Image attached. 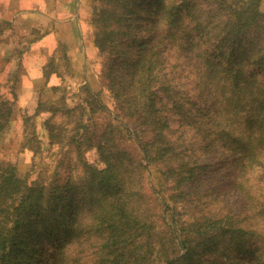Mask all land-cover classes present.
Wrapping results in <instances>:
<instances>
[{"label":"trees","instance_id":"16d2710c","mask_svg":"<svg viewBox=\"0 0 264 264\" xmlns=\"http://www.w3.org/2000/svg\"><path fill=\"white\" fill-rule=\"evenodd\" d=\"M157 1L151 14L152 6L141 0H107L108 7L91 19L99 28L94 40L104 58L103 93L83 83L74 104L63 98L48 109L39 100L25 117L49 110L43 121L48 145L66 148L49 178L34 165L21 172L0 159V264H78V247L85 242L89 264H222L223 255L228 264H264V203H254L258 187L248 184L255 167L264 177L259 0ZM245 38L252 41L244 44ZM167 49L194 67V93L171 88L161 60ZM50 73L43 72L45 81ZM15 79L7 80L8 91H0V132L13 116ZM159 94L162 108L194 132L198 149L206 138L216 152L229 151L237 166V195L246 207L237 226L229 214L186 213L177 202H186L184 195L201 200L190 194L198 187L189 190L185 183L207 165L172 138L166 114L157 107ZM56 113L63 115L61 122L53 119ZM29 148L37 152L39 144ZM89 151L96 157L90 159ZM76 164L84 172L82 200L73 195ZM218 165L221 170L222 159ZM229 247L233 256L226 252ZM213 253L221 263L205 257Z\"/></svg>","mask_w":264,"mask_h":264},{"label":"rangeland","instance_id":"374dc122","mask_svg":"<svg viewBox=\"0 0 264 264\" xmlns=\"http://www.w3.org/2000/svg\"><path fill=\"white\" fill-rule=\"evenodd\" d=\"M106 1L0 0V83L15 77L14 86L17 92L12 119L0 132V159L15 164L17 170L24 172L34 165L42 176L49 178L59 156L66 148L60 150L57 146L48 145L43 121L51 115L49 110H43L39 115L25 119L27 115L34 113L39 100L46 102L48 109L50 105H60L63 98L67 103L74 104L77 94L80 93L78 89L83 83H88L93 90H101L103 93L104 85L100 70L104 58L94 40L95 29L99 33V28L91 23V19L95 17L100 7L107 6ZM141 3H149L152 6L151 14H155L156 8L159 7L157 0H141ZM259 8L264 13V0H259ZM108 15L110 14L103 13L102 17L106 16V19L113 21V17ZM164 15L165 13L160 15V23L163 26L167 25V21L161 19ZM146 28L149 29L148 24ZM251 41V38H245L243 43L247 44ZM161 60L164 61V71L174 91L180 89L188 94L196 91L195 69L187 63L183 55H179L173 49H167L163 51ZM45 70L52 71L47 81L43 76ZM9 82L2 87L0 85L1 92L5 93L9 90ZM200 99L201 96H197V100ZM163 101L164 96L159 94L157 107H160L162 115L166 114L172 138L181 144V147H188V152L198 163L207 165L193 176V182L185 183L188 189L191 185L198 187L196 190L191 189L190 194L196 199L201 196V200L196 203L184 195L183 199L186 202L180 198L177 202L186 206V213L193 211L195 214L196 211L197 215H201L202 211H209L208 214L212 217L229 214L234 225L237 226V220L240 221L243 216L240 214L246 211V207L237 195L235 186L237 166L229 157V151L216 152L218 150L207 146L206 138L202 148L198 149L194 132L180 126L172 111H169L167 106L162 108ZM53 119L61 122L63 115L56 113ZM32 129L36 140L31 134ZM37 144H39L38 151L33 152L29 146ZM94 153L89 151L87 156L92 159L96 157ZM219 159L223 160L221 170H218ZM211 166L213 169L210 168ZM255 169L256 167L249 174L248 184L258 187L253 193L254 203L258 205V201L264 203V177L258 175L262 173H258V168L257 172ZM83 174L82 167L76 164L72 171L73 180L78 187L73 194L79 196L76 200H82L86 194L79 191ZM147 178L149 179L148 176ZM220 178H225L224 183L218 181ZM150 185L152 189L157 187L155 181ZM179 209L184 211L182 206ZM255 241L258 245H262L261 242ZM61 242L57 241L59 244ZM83 242L85 241L82 240L81 243ZM87 246L85 242L78 247L80 254L78 264H89ZM82 248L84 250H81ZM55 250L59 249L56 247ZM226 252L230 256L234 254L231 247L227 248ZM205 257L209 261L216 260L217 263H221L223 259L222 264H228L225 255L222 259L215 253Z\"/></svg>","mask_w":264,"mask_h":264},{"label":"crops","instance_id":"0c3cea01","mask_svg":"<svg viewBox=\"0 0 264 264\" xmlns=\"http://www.w3.org/2000/svg\"><path fill=\"white\" fill-rule=\"evenodd\" d=\"M42 75V74H41Z\"/></svg>","mask_w":264,"mask_h":264}]
</instances>
